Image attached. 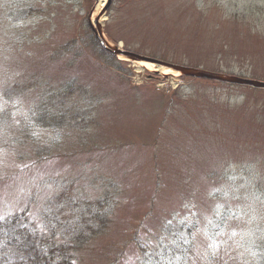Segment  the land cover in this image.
<instances>
[{"label": "rangeland", "instance_id": "1", "mask_svg": "<svg viewBox=\"0 0 264 264\" xmlns=\"http://www.w3.org/2000/svg\"><path fill=\"white\" fill-rule=\"evenodd\" d=\"M100 1L0 0V103L2 96L9 98L5 104L7 117L10 114L26 116L29 111L36 114L30 126L34 149L41 150L47 144L50 118L40 107L37 112L36 106L42 99L50 100L51 95L66 85L62 81L72 67L70 57L82 59L79 69L73 73L80 74L82 83L90 87L93 86L91 78L101 82V75L107 79L100 87L114 83L117 88H110L114 93H120L122 83H130L133 78L145 82L140 88L149 94L156 85L172 84L168 78L146 70L140 75L133 64L111 61L117 67L111 72L115 77L102 72L103 64L90 46V24L97 17ZM106 14L103 18L106 32L112 35L113 41L126 42L128 50L137 55L264 81V0H111ZM52 52L56 55L49 57ZM119 77L121 85L116 79ZM18 83L25 87L20 95L12 93ZM179 84L178 95L160 93L164 110L171 113L161 122V130L171 124L170 129H164L159 144L163 147L160 151L138 147L143 157L134 164V174L119 181L102 172L101 176L92 177L96 176V172H91L95 161L87 152L81 153L80 146V151L74 147L77 145L74 138L67 149L56 154L34 156L26 140L17 147V152L7 155L6 151L19 144L7 137V144L0 149V154L8 156L0 164V217L22 215L20 227L28 230L27 243L23 240L27 254L9 249L7 264L30 263L40 245L30 233H35L38 219L29 214L34 215L42 204L54 205L56 199H66L68 195L60 192L61 187L76 181L79 173L89 175L82 182L86 183L81 190L84 199H95L103 189L94 185L95 181L116 193L115 205L111 206L112 222L81 253L78 264H115L117 254L125 244H130L140 227L144 228L145 235H153L159 233L163 225L160 223L176 208L190 203L202 207L208 193L215 188L209 179L221 168L220 172L224 171L227 164H230L227 167L230 173L237 172L240 165L256 162L264 165V90L191 78H180ZM163 89L171 90L170 87ZM110 100L115 101L114 97ZM64 104L61 108L75 110L79 106L78 98H65ZM98 115L103 121H98ZM98 115L97 125L107 122L108 115ZM148 117L137 121L138 126L152 125ZM153 119L152 127L159 123L157 116L153 115ZM5 124L12 133L21 132L13 124ZM4 133L8 134L0 130L1 135ZM145 136L152 139L135 144L156 143L152 128ZM134 137L126 135L125 141ZM138 149L131 148L128 156L136 157ZM21 157L25 159L18 160ZM259 173H264V168ZM81 185L76 184L75 189ZM261 189L264 185L257 191ZM85 206L86 202H82V207ZM152 206V214L148 215ZM256 208L260 214L264 213V204L256 203ZM74 214L79 218L80 214L75 211ZM67 216L71 217L70 213ZM58 217L62 219L64 213ZM1 232V238L4 234L13 236L10 229ZM5 243L6 239L0 248ZM4 255L0 253L1 258Z\"/></svg>", "mask_w": 264, "mask_h": 264}, {"label": "trees", "instance_id": "2", "mask_svg": "<svg viewBox=\"0 0 264 264\" xmlns=\"http://www.w3.org/2000/svg\"><path fill=\"white\" fill-rule=\"evenodd\" d=\"M88 142V140L86 141ZM41 145H39L40 147ZM48 145H45L44 148L35 147V151H37L39 154L42 153V151L45 154H51V151ZM72 190V189H69ZM76 200V201H74ZM74 201V202H73ZM64 205L67 207V212H74L72 206L78 207L80 206V201L78 198L71 197L70 199H67V201L64 202ZM58 207L62 210V204L59 203ZM52 207H47L45 209L48 218L54 213L53 210H51ZM51 210V211H50ZM85 214V213H83ZM92 217L91 219L96 220L98 225L95 228H91L90 226H82V225H75L73 229L70 228V226L67 228V231L65 234L61 235V238L65 237V241L63 243L58 244L56 237L54 235H49L48 237L40 238L42 239L40 242L41 247L43 249L47 250L46 253L38 254L35 258V260H32L33 262L31 264H40L41 262H44L45 264H52L53 262H56L57 264H76V260H78V257L81 255V253L88 248V246L92 243V239L97 236L100 230L105 228L108 224L107 215L106 212H103L102 214L93 212V209L91 211ZM73 216V214L71 215ZM73 222V219L70 218L67 223ZM89 225V222H87ZM6 221L0 220V238H1V230H9L12 227L6 228ZM246 224V223H245ZM175 225L176 221L174 223V232H175ZM241 225H244L241 224ZM183 226H190V223H187ZM56 230V228H55ZM98 233V234H97ZM13 234H16V231L13 230ZM227 235L230 236V238L233 239V237L238 238V232H235L233 230H229L227 232ZM234 235V236H233ZM241 236H242V243L237 244L240 248H243L245 246L246 238V230L243 228L241 230ZM6 239V243L12 242L11 247L14 249L16 248L17 251L21 252L23 251V246L19 243V236L18 237H12V234L9 235H3L0 239V244L3 240ZM249 240V239H248ZM173 246L171 247V249ZM234 249V247H232ZM235 250V249H234ZM4 249L2 248L0 252H3ZM238 252V251H237ZM243 254V253H242ZM160 260V259H159ZM224 261V260H223Z\"/></svg>", "mask_w": 264, "mask_h": 264}, {"label": "water", "instance_id": "3", "mask_svg": "<svg viewBox=\"0 0 264 264\" xmlns=\"http://www.w3.org/2000/svg\"><path fill=\"white\" fill-rule=\"evenodd\" d=\"M100 42L104 44L103 41H100ZM131 57H133V59H138V60L142 59L141 57H137V56H131ZM174 68L178 69L183 75H186V76L206 78L210 80H217L221 82H228V83H234V84L250 85L254 87H264V83L257 82V81L243 80V79L236 78L233 76L216 74V73H211V72L191 69V68H184V67H174Z\"/></svg>", "mask_w": 264, "mask_h": 264}, {"label": "bare ground", "instance_id": "4", "mask_svg": "<svg viewBox=\"0 0 264 264\" xmlns=\"http://www.w3.org/2000/svg\"><path fill=\"white\" fill-rule=\"evenodd\" d=\"M104 3H105V0L100 1L99 5H98V7H99L98 11L99 12L97 13V16H100L103 13ZM102 21H103V19H102ZM137 65H138V67L147 69L149 71H155L156 70V66H154L153 64H150V63L142 62V63H138ZM161 74L164 76L178 77V74H174V72H172L169 69H161Z\"/></svg>", "mask_w": 264, "mask_h": 264}, {"label": "snow or ice", "instance_id": "5", "mask_svg": "<svg viewBox=\"0 0 264 264\" xmlns=\"http://www.w3.org/2000/svg\"><path fill=\"white\" fill-rule=\"evenodd\" d=\"M2 95V94H0ZM7 104V101H3V103H0V112L4 111V105ZM25 167H27V165H25ZM74 202V201H73ZM235 215V214H234ZM240 217H237V219H239ZM0 219H2V217H0ZM211 247H213L215 250H219V245L218 244H212Z\"/></svg>", "mask_w": 264, "mask_h": 264}]
</instances>
